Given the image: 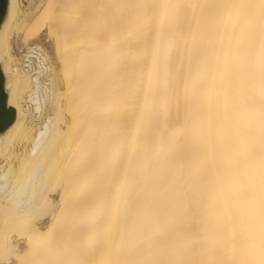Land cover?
Here are the masks:
<instances>
[{
  "label": "bare ground",
  "instance_id": "bare-ground-1",
  "mask_svg": "<svg viewBox=\"0 0 264 264\" xmlns=\"http://www.w3.org/2000/svg\"><path fill=\"white\" fill-rule=\"evenodd\" d=\"M30 1L0 26V264H264V0Z\"/></svg>",
  "mask_w": 264,
  "mask_h": 264
},
{
  "label": "water",
  "instance_id": "water-1",
  "mask_svg": "<svg viewBox=\"0 0 264 264\" xmlns=\"http://www.w3.org/2000/svg\"><path fill=\"white\" fill-rule=\"evenodd\" d=\"M8 0H0V26L7 12ZM5 78L0 67V133L5 131L16 118V111L7 103V93L4 88Z\"/></svg>",
  "mask_w": 264,
  "mask_h": 264
},
{
  "label": "rangeland",
  "instance_id": "rangeland-1",
  "mask_svg": "<svg viewBox=\"0 0 264 264\" xmlns=\"http://www.w3.org/2000/svg\"><path fill=\"white\" fill-rule=\"evenodd\" d=\"M28 1H30V0H27V2H25L24 0H21L22 4L24 5L23 10H25L27 8L25 11H26V13L30 14L33 9H30V7L28 5ZM39 1H41V0H31L29 3L33 2L32 4L34 6L35 4L38 5ZM21 37H22L21 34H15L14 38L12 40V44H11L12 52H13L14 56L16 57L17 63L19 61L17 58H19L21 56V53L24 49L23 46H26L22 43ZM32 43L41 46L48 53V55H50L51 60L53 62H55V57L53 54V45H52L51 40L46 35V33L43 34V36L40 38V40L33 41ZM20 45H22V47Z\"/></svg>",
  "mask_w": 264,
  "mask_h": 264
},
{
  "label": "built area",
  "instance_id": "built-area-1",
  "mask_svg": "<svg viewBox=\"0 0 264 264\" xmlns=\"http://www.w3.org/2000/svg\"><path fill=\"white\" fill-rule=\"evenodd\" d=\"M24 1L27 2V0H24ZM33 49H31V50H29L27 48H24L23 49L22 56H23V60L26 61V63H30L31 64V59L32 58L30 57V52L29 51L33 52Z\"/></svg>",
  "mask_w": 264,
  "mask_h": 264
}]
</instances>
